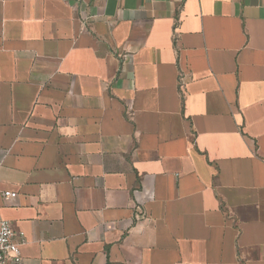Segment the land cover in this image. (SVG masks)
Here are the masks:
<instances>
[{"label": "crops", "instance_id": "1", "mask_svg": "<svg viewBox=\"0 0 264 264\" xmlns=\"http://www.w3.org/2000/svg\"><path fill=\"white\" fill-rule=\"evenodd\" d=\"M0 215L24 264H264V0H0Z\"/></svg>", "mask_w": 264, "mask_h": 264}, {"label": "built area", "instance_id": "2", "mask_svg": "<svg viewBox=\"0 0 264 264\" xmlns=\"http://www.w3.org/2000/svg\"><path fill=\"white\" fill-rule=\"evenodd\" d=\"M15 232L9 222L0 215V264H24Z\"/></svg>", "mask_w": 264, "mask_h": 264}]
</instances>
